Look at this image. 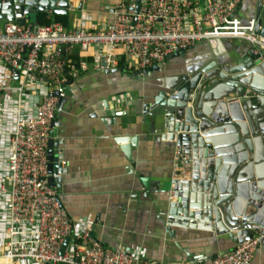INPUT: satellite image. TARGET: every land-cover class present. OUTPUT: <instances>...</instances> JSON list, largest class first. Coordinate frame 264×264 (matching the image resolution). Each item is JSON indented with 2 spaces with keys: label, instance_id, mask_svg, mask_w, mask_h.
I'll return each mask as SVG.
<instances>
[{
  "label": "crops",
  "instance_id": "obj_1",
  "mask_svg": "<svg viewBox=\"0 0 264 264\" xmlns=\"http://www.w3.org/2000/svg\"><path fill=\"white\" fill-rule=\"evenodd\" d=\"M123 1L68 0L67 13L61 15L65 25H61L67 29H102ZM207 1L181 0L188 25L192 13L201 14ZM253 5V0H237L234 15L247 21ZM222 40L196 43L182 55L168 56L160 71L152 70V66H132L122 45L83 50L73 47L78 60H87V69L55 103L51 129L60 152L55 151L53 156L62 161L64 176L54 187L69 217L90 220L94 239L103 245L132 244L131 248H142L147 257L166 264H189L192 257L219 251L226 245L221 237L167 219L165 188L172 175L173 146L162 138L160 119L147 114L145 105L150 101L142 99H152L157 78L172 76L182 62L200 57L209 48L216 49V44L223 56L244 50L249 44L244 39ZM107 53L113 55L117 65L107 70L94 68L93 64L100 63ZM17 84L18 79L0 61V138L11 127L15 101L12 88ZM37 85H25L28 106L40 98ZM128 137L135 139L134 145L118 141ZM123 145L128 147L127 154ZM6 162V150L0 144V167ZM166 223L174 231L171 237L165 233ZM252 257L250 264H264L262 250L256 248Z\"/></svg>",
  "mask_w": 264,
  "mask_h": 264
},
{
  "label": "built area",
  "instance_id": "obj_2",
  "mask_svg": "<svg viewBox=\"0 0 264 264\" xmlns=\"http://www.w3.org/2000/svg\"><path fill=\"white\" fill-rule=\"evenodd\" d=\"M236 4L237 0H208L201 14L192 13L189 25L181 0H141L133 25L135 0L119 3L102 29H67L58 22L0 25V61L10 75L18 71V84L12 88L13 120L0 138L7 158L0 167V264H166L147 257L142 248L109 247L92 238L91 221L69 217L55 187L46 181L55 103L87 69V60L80 59L65 72L62 50L122 45L132 66L141 68L163 65L174 52L216 39H244L253 46L252 52L264 51V36L253 33V19L245 24L234 15ZM93 65L107 70L117 61L107 53ZM28 82L38 84L40 94L32 106H28ZM58 161L62 165L59 157ZM66 237L69 241L59 254ZM256 248L253 238L189 264H249Z\"/></svg>",
  "mask_w": 264,
  "mask_h": 264
},
{
  "label": "water",
  "instance_id": "obj_3",
  "mask_svg": "<svg viewBox=\"0 0 264 264\" xmlns=\"http://www.w3.org/2000/svg\"><path fill=\"white\" fill-rule=\"evenodd\" d=\"M140 1L135 0L132 25ZM253 4L248 14L254 20L253 33L264 36V0H253ZM68 7V0H0V21L25 24L38 12L61 16ZM252 47L249 43L244 50L223 56L216 44L217 50L209 48L200 57L182 62L172 76L157 78L152 99L142 98L150 101L145 105L147 114L160 119L162 138L173 146L175 169L165 188L167 219L205 230L226 243L219 251L194 256L191 261L213 258L253 238L264 252V51L252 52ZM162 67L155 64L152 70ZM57 140L50 129L49 186L64 176L58 157L53 156L60 151ZM118 141L135 144L130 137ZM127 148L122 146L126 154ZM141 183L147 187L145 180ZM169 224L165 233L171 237L174 231ZM68 241L64 238L59 254ZM126 245L117 246L132 249V244Z\"/></svg>",
  "mask_w": 264,
  "mask_h": 264
},
{
  "label": "trees",
  "instance_id": "obj_4",
  "mask_svg": "<svg viewBox=\"0 0 264 264\" xmlns=\"http://www.w3.org/2000/svg\"><path fill=\"white\" fill-rule=\"evenodd\" d=\"M63 18L64 17L58 15L47 16V14L44 12H38L33 16L31 22H33L32 23L33 25L36 22L38 24L37 26L48 25L51 22H58L62 25H65V21ZM73 49L74 48L68 49L66 51L65 49L62 50V56L65 61V67H64L65 72H67L69 64H74V65L78 64L79 60L77 58L76 52Z\"/></svg>",
  "mask_w": 264,
  "mask_h": 264
}]
</instances>
